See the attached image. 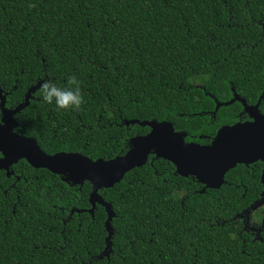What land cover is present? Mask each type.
<instances>
[{
    "label": "trees",
    "instance_id": "obj_1",
    "mask_svg": "<svg viewBox=\"0 0 264 264\" xmlns=\"http://www.w3.org/2000/svg\"><path fill=\"white\" fill-rule=\"evenodd\" d=\"M69 75L80 110L37 97ZM0 88L6 107L27 103L16 132L49 155L123 156L153 120L209 144L248 119L235 94L264 114V0H0ZM263 168L239 164L205 189L151 156L100 190L108 222L91 184L21 160L0 169V264H264V234L245 225L264 206Z\"/></svg>",
    "mask_w": 264,
    "mask_h": 264
},
{
    "label": "water",
    "instance_id": "obj_2",
    "mask_svg": "<svg viewBox=\"0 0 264 264\" xmlns=\"http://www.w3.org/2000/svg\"><path fill=\"white\" fill-rule=\"evenodd\" d=\"M39 86L34 87L33 91ZM235 101L243 103L251 120L221 127L209 144L186 142V132H177L171 122L153 120L140 123L148 126L150 132L146 136L133 138L125 155L110 160H93L80 152L49 155L41 149L35 138L17 133L19 123L16 115L27 103L16 108L6 107V96L0 88V169L10 175V168L14 164L26 160L34 168L57 174L73 186L89 183L92 186L91 213L94 214L99 204L106 208L110 222L114 212L111 204L101 196L100 190L114 187L128 172L145 166L151 156L172 163L177 174L195 178L205 189H220L226 183L227 173L239 164L250 166L257 162L264 163V114L259 109L261 101L248 106L238 94H235L231 103ZM130 123L139 122H126V125ZM261 181L264 184V170ZM260 203L262 205L264 201Z\"/></svg>",
    "mask_w": 264,
    "mask_h": 264
},
{
    "label": "clouds",
    "instance_id": "obj_3",
    "mask_svg": "<svg viewBox=\"0 0 264 264\" xmlns=\"http://www.w3.org/2000/svg\"><path fill=\"white\" fill-rule=\"evenodd\" d=\"M34 7V5H30ZM81 81L75 75H69L65 86H59L52 80H45L38 92L46 104H55L57 109L66 111H78L85 103Z\"/></svg>",
    "mask_w": 264,
    "mask_h": 264
},
{
    "label": "flooded vegetation",
    "instance_id": "obj_4",
    "mask_svg": "<svg viewBox=\"0 0 264 264\" xmlns=\"http://www.w3.org/2000/svg\"><path fill=\"white\" fill-rule=\"evenodd\" d=\"M241 98L246 101L245 98H243V97H241ZM239 103L243 107V111H242V113L240 115L242 117L248 118L246 121L251 120L250 119L251 115L248 114L247 112H245V107H244L243 103L242 102H239ZM246 103H247L248 106H252V105L256 104V103L249 104L247 101H246ZM259 109H260V111H262L261 107H259ZM247 167H249V166H247ZM263 170H264V168H263ZM262 173H263V171H262ZM256 212L251 216V219L247 220V224H245V225H246V228H248L250 230V232L254 235V237L259 239V238H261L262 234H264V206L262 208H260Z\"/></svg>",
    "mask_w": 264,
    "mask_h": 264
}]
</instances>
